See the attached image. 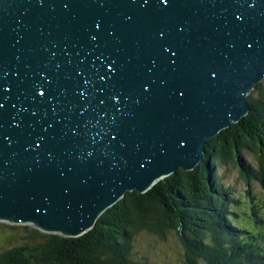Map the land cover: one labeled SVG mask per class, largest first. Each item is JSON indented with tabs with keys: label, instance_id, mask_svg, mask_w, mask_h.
<instances>
[{
	"label": "water",
	"instance_id": "1",
	"mask_svg": "<svg viewBox=\"0 0 264 264\" xmlns=\"http://www.w3.org/2000/svg\"><path fill=\"white\" fill-rule=\"evenodd\" d=\"M263 80L264 0H0V221L87 233Z\"/></svg>",
	"mask_w": 264,
	"mask_h": 264
},
{
	"label": "trees",
	"instance_id": "2",
	"mask_svg": "<svg viewBox=\"0 0 264 264\" xmlns=\"http://www.w3.org/2000/svg\"><path fill=\"white\" fill-rule=\"evenodd\" d=\"M247 100L250 112L207 140L195 169L178 168L144 193L127 192L79 237L1 222L0 232L4 227L18 232H10L0 248V264H155L135 248L144 233L163 241L177 235L186 249L185 264H264V216L252 203L243 212L246 222L238 223L231 203L241 201L219 172L222 163L232 162L249 184L264 183V99L250 94ZM247 150L258 168L243 157Z\"/></svg>",
	"mask_w": 264,
	"mask_h": 264
},
{
	"label": "rangeland",
	"instance_id": "3",
	"mask_svg": "<svg viewBox=\"0 0 264 264\" xmlns=\"http://www.w3.org/2000/svg\"><path fill=\"white\" fill-rule=\"evenodd\" d=\"M260 83H262L260 89L255 88L250 92V94H252L255 99H258V101L260 99H264V80ZM253 154L254 153L252 151L247 150V152L243 153V157L253 167L258 168L259 165L256 162ZM219 172L222 175V179L225 184L228 187H232V192L235 196L238 195L237 199L241 201L239 204L233 202L231 203L232 206L234 205V211L238 212L239 214V217L237 218L238 223L246 222L247 219L245 218L243 212L247 211L248 206L252 203L258 204L259 212H261L262 216H264V183L260 182L259 180H251L249 184L241 176L240 168L232 162L222 163L219 166ZM249 196L254 198L253 201L248 199ZM4 229L5 230L0 232V248L8 243L10 237L12 238L11 233L16 232L10 230L9 227H4ZM135 248L138 250L140 255L148 257L150 262L155 264H185V261H183L185 256L184 254H186L185 246L179 237L174 233H171L168 236V239L164 241L153 235L144 233L136 241ZM199 264H204V262L199 261Z\"/></svg>",
	"mask_w": 264,
	"mask_h": 264
}]
</instances>
